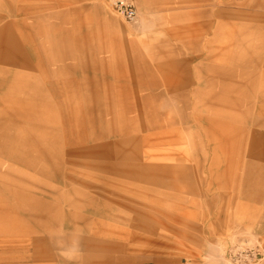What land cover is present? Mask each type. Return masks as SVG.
<instances>
[{
  "label": "rangeland",
  "instance_id": "374dc122",
  "mask_svg": "<svg viewBox=\"0 0 264 264\" xmlns=\"http://www.w3.org/2000/svg\"><path fill=\"white\" fill-rule=\"evenodd\" d=\"M136 4L0 0V264H264V0Z\"/></svg>",
  "mask_w": 264,
  "mask_h": 264
},
{
  "label": "built area",
  "instance_id": "2783aa9c",
  "mask_svg": "<svg viewBox=\"0 0 264 264\" xmlns=\"http://www.w3.org/2000/svg\"><path fill=\"white\" fill-rule=\"evenodd\" d=\"M113 9L127 22L135 23L139 18L136 0H109Z\"/></svg>",
  "mask_w": 264,
  "mask_h": 264
},
{
  "label": "crops",
  "instance_id": "0c3cea01",
  "mask_svg": "<svg viewBox=\"0 0 264 264\" xmlns=\"http://www.w3.org/2000/svg\"><path fill=\"white\" fill-rule=\"evenodd\" d=\"M261 137H262V139H263V143H262V145H263L262 155H264V133L261 135ZM262 139H261V140H262Z\"/></svg>",
  "mask_w": 264,
  "mask_h": 264
}]
</instances>
